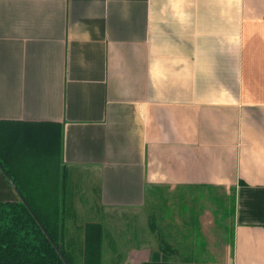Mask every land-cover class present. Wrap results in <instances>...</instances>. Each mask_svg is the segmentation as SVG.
I'll list each match as a JSON object with an SVG mask.
<instances>
[{
    "label": "crops",
    "instance_id": "obj_1",
    "mask_svg": "<svg viewBox=\"0 0 264 264\" xmlns=\"http://www.w3.org/2000/svg\"><path fill=\"white\" fill-rule=\"evenodd\" d=\"M0 127L7 154L90 183L75 206L113 238L103 264L148 260L119 237L152 234L156 195L203 188L232 195L208 264H264V0H0Z\"/></svg>",
    "mask_w": 264,
    "mask_h": 264
},
{
    "label": "trees",
    "instance_id": "obj_2",
    "mask_svg": "<svg viewBox=\"0 0 264 264\" xmlns=\"http://www.w3.org/2000/svg\"><path fill=\"white\" fill-rule=\"evenodd\" d=\"M22 148L18 143L12 148L13 154H7L11 145H7L0 127V164L25 200L0 201V264H64L53 245L68 264H103L104 246L111 248L113 242L106 237L99 219L79 215L68 169L59 157L51 161L38 151L36 162L32 161L28 154L23 155ZM6 156H10L11 166ZM69 227L73 237H68ZM159 249L139 264H198L167 259L165 252L173 249L165 242Z\"/></svg>",
    "mask_w": 264,
    "mask_h": 264
},
{
    "label": "rangeland",
    "instance_id": "obj_3",
    "mask_svg": "<svg viewBox=\"0 0 264 264\" xmlns=\"http://www.w3.org/2000/svg\"><path fill=\"white\" fill-rule=\"evenodd\" d=\"M78 179L79 182L78 180L77 183L75 182L77 184L76 198L83 191H87L90 184L87 180H82V177ZM182 200L183 204H180V209L174 194L156 195L154 206L148 210V212L151 211L149 222L144 226V232L148 234L147 230L150 225L152 234L145 237H119V245L126 252L129 248L139 249L141 246H146L145 251L149 253L148 259H150L152 253L160 251V246L165 242L173 250L168 251V254L166 251L164 255H167L166 258L173 262H196L198 264L222 262L224 250L228 249L232 242L231 192L223 195L215 190L205 188L191 189L187 190L185 195L180 196V203ZM80 205L86 209H93V204L88 199ZM79 215H82L83 218H90V214L85 215L83 210H79ZM116 220L111 223L114 225ZM122 220L128 221L130 225L131 219L126 220L125 217H122L121 223H123ZM152 223H157V227L151 226ZM114 227L115 234L120 235L121 230L125 236L129 234L126 233L128 227L122 225ZM68 230V237H73V229L69 227ZM158 232L165 233L164 237H155ZM105 242L107 243V240ZM106 248L104 246V262L106 261Z\"/></svg>",
    "mask_w": 264,
    "mask_h": 264
},
{
    "label": "water",
    "instance_id": "obj_4",
    "mask_svg": "<svg viewBox=\"0 0 264 264\" xmlns=\"http://www.w3.org/2000/svg\"><path fill=\"white\" fill-rule=\"evenodd\" d=\"M0 170L2 171L3 175L5 176V178L8 180V182L10 183V185L12 186V188L14 189V191L16 192L18 198L25 203V200L23 198V196L21 195V193L19 192L18 188L16 187L15 183L12 181V179L10 178V176L8 175V173L5 171V169L3 168V166L0 164ZM33 214V213H32ZM34 219L37 221L38 225L41 227L43 233L46 235V237L51 241L49 235L46 233L45 229L42 227V225L40 224V222L38 221V219L36 218V216L33 214ZM55 247V249L57 250V253L59 254L60 258L62 259L64 264H68L66 259L64 258L63 254L61 253V250L53 245Z\"/></svg>",
    "mask_w": 264,
    "mask_h": 264
}]
</instances>
